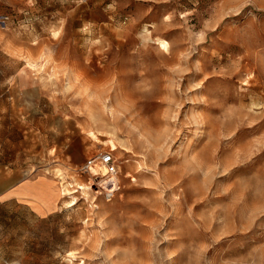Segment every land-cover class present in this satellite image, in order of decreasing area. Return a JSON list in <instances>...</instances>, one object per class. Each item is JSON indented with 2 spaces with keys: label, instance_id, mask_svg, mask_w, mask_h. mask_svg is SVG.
Here are the masks:
<instances>
[{
  "label": "rangeland",
  "instance_id": "374dc122",
  "mask_svg": "<svg viewBox=\"0 0 264 264\" xmlns=\"http://www.w3.org/2000/svg\"><path fill=\"white\" fill-rule=\"evenodd\" d=\"M21 180L0 264H264V0H0Z\"/></svg>",
  "mask_w": 264,
  "mask_h": 264
},
{
  "label": "built area",
  "instance_id": "2783aa9c",
  "mask_svg": "<svg viewBox=\"0 0 264 264\" xmlns=\"http://www.w3.org/2000/svg\"><path fill=\"white\" fill-rule=\"evenodd\" d=\"M81 170L85 171H94L98 173L100 170L101 173L97 178L106 183V185H112L114 182V177L119 172V163L117 158L111 152H99L97 155L90 157L85 160ZM113 188H108L107 193H111Z\"/></svg>",
  "mask_w": 264,
  "mask_h": 264
},
{
  "label": "crops",
  "instance_id": "0c3cea01",
  "mask_svg": "<svg viewBox=\"0 0 264 264\" xmlns=\"http://www.w3.org/2000/svg\"><path fill=\"white\" fill-rule=\"evenodd\" d=\"M23 182H24V180H21V181H19V182H16V184H13V185H11V186H8L6 189H4V190H2V191H0V199L2 200V201H8V199H13V198H15V199H17V200H19L18 199V197L16 196V195H14L15 193L14 192H16V190L18 189V187L21 185V184H23ZM22 202V201H21ZM25 203V202H24ZM28 207H29V209H30V211L32 212V213H34V215H36V216H44V215H46L47 213H50L49 211L48 212H46L45 214H41V213H39L38 211H36L32 206V208L27 204V203H25Z\"/></svg>",
  "mask_w": 264,
  "mask_h": 264
},
{
  "label": "bare ground",
  "instance_id": "6f19581e",
  "mask_svg": "<svg viewBox=\"0 0 264 264\" xmlns=\"http://www.w3.org/2000/svg\"><path fill=\"white\" fill-rule=\"evenodd\" d=\"M85 188H89V186H87V187L86 186H82V189H85Z\"/></svg>",
  "mask_w": 264,
  "mask_h": 264
}]
</instances>
